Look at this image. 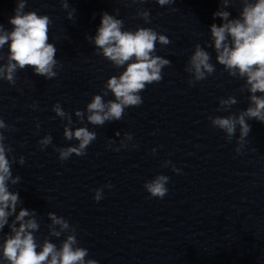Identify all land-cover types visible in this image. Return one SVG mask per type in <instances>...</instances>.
Segmentation results:
<instances>
[{
  "label": "clouds",
  "instance_id": "obj_1",
  "mask_svg": "<svg viewBox=\"0 0 264 264\" xmlns=\"http://www.w3.org/2000/svg\"><path fill=\"white\" fill-rule=\"evenodd\" d=\"M63 9L68 10L67 0H60ZM132 3H146L147 0H131ZM176 0H156L161 6L172 5ZM242 10L239 18L230 19V13L224 10L233 3V0H220L221 8L213 16L219 17L223 23L210 26L211 41L209 47H214L216 61L224 67V70L233 78L244 80L240 91L247 90L249 106L238 114L228 116L209 117L214 128L222 130L225 139L232 141L239 127V137L235 149L237 155L242 154L251 132L248 120L255 119L264 123V0H239ZM27 0H17L14 16L9 18L12 29L6 30L0 24V50L7 45L8 54L6 63H0V80L7 81L9 85L16 84V73L31 67L36 75L48 80L58 74L56 69L62 67L56 59L57 49L49 42V33L53 21L48 15H38L36 11L25 12ZM75 9L67 11V18L73 19ZM118 14L119 9L115 10ZM137 16L143 19L145 24L151 23L150 11L138 9ZM86 39L95 46V54L102 55L116 68H124L119 75H113L107 79L102 94L93 95L87 103L85 111L75 110L78 121L83 123L86 115L87 121L94 126H103L106 122L123 120L125 109L139 107L143 103L141 92L153 83H159L163 79V69L171 65L169 59L156 54V44L166 46L171 43L169 38L150 27H137L136 30H124V21L110 15L102 14L100 26L94 37ZM0 54V61L4 60ZM212 57L199 43L195 45L193 54L189 57L185 71L190 73L192 79L189 86H195L196 82L206 79L215 72V65L211 63ZM109 92L114 99L105 101L104 97ZM259 93V95L257 94ZM235 96L219 99L217 111H230L237 104ZM35 107V105H33ZM52 111L67 124L63 129L66 140L75 139V146L56 148L58 159L61 162L68 160L73 154L78 157L87 155V148L97 139V133L90 131L88 127H75L73 129L72 115L64 111L59 103L52 107ZM39 129L40 125H36ZM4 130H12L11 126L0 118V233L7 225L10 232L2 237L0 243V264H98L95 259H89L88 249L78 246L76 227L71 225L63 217L49 212L48 219L51 223L47 226L49 237L59 238L67 233L59 247L45 237L41 244L34 235L40 228L35 210L21 207L17 212V206L22 203L19 194L9 190V184L17 185L20 177L13 176L12 164L23 165V156L17 161L15 157L9 158L13 151L11 146L5 144ZM117 137L121 135L116 132ZM131 133H124L120 145L114 148L119 152L127 148V141H132ZM52 143L51 134L45 135L39 140L40 150L43 151ZM114 141H110L111 147ZM136 145H133L135 147ZM153 154L156 149L152 150ZM172 167V170H180L164 161L162 167ZM169 177L163 174L146 181L143 185L151 197L163 199L169 189ZM104 187L112 188L111 184ZM94 200L103 199V187L96 188ZM14 217L9 224V218ZM18 225V226H17Z\"/></svg>",
  "mask_w": 264,
  "mask_h": 264
}]
</instances>
